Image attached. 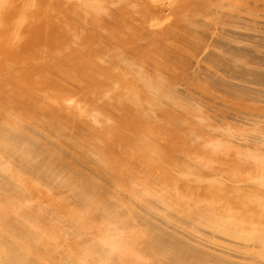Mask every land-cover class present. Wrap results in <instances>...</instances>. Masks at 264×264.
<instances>
[{
	"label": "bare ground",
	"instance_id": "6f19581e",
	"mask_svg": "<svg viewBox=\"0 0 264 264\" xmlns=\"http://www.w3.org/2000/svg\"><path fill=\"white\" fill-rule=\"evenodd\" d=\"M0 264H264V0H0Z\"/></svg>",
	"mask_w": 264,
	"mask_h": 264
}]
</instances>
